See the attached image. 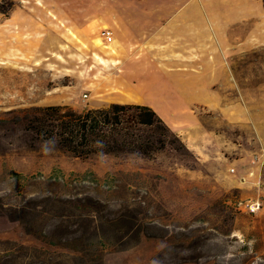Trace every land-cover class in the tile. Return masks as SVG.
<instances>
[{"label":"rangeland","instance_id":"1","mask_svg":"<svg viewBox=\"0 0 264 264\" xmlns=\"http://www.w3.org/2000/svg\"><path fill=\"white\" fill-rule=\"evenodd\" d=\"M64 4L73 10V0H0V264H264V102L240 100L228 117L199 112L200 153L180 135L198 160L190 167L166 156L81 159L24 129L32 108L110 105L77 93ZM257 29L256 54L234 59L250 96L264 84V17Z\"/></svg>","mask_w":264,"mask_h":264},{"label":"crops","instance_id":"2","mask_svg":"<svg viewBox=\"0 0 264 264\" xmlns=\"http://www.w3.org/2000/svg\"><path fill=\"white\" fill-rule=\"evenodd\" d=\"M258 2L73 0L72 11L64 4L61 27L73 41L77 93L87 90L88 98L108 104L149 106L199 154L195 135L205 137L199 112L228 117L240 100L248 107L264 102L258 98L264 84L250 96L234 67L235 57L259 48L264 6L261 0V12ZM105 30L113 32L111 43ZM256 116L250 109L249 117ZM258 128L264 133V125ZM261 142L264 148V137ZM261 169L250 168L238 187Z\"/></svg>","mask_w":264,"mask_h":264},{"label":"trees","instance_id":"3","mask_svg":"<svg viewBox=\"0 0 264 264\" xmlns=\"http://www.w3.org/2000/svg\"><path fill=\"white\" fill-rule=\"evenodd\" d=\"M264 6V0H262ZM24 129L81 159L99 155L156 159L173 157L190 167L196 155L149 106L110 104L78 113L67 106L30 109Z\"/></svg>","mask_w":264,"mask_h":264},{"label":"built area","instance_id":"4","mask_svg":"<svg viewBox=\"0 0 264 264\" xmlns=\"http://www.w3.org/2000/svg\"><path fill=\"white\" fill-rule=\"evenodd\" d=\"M104 37H105V40L107 43H111L113 41V32L111 30H105L104 31ZM262 165H264V161H263ZM231 171L234 172L235 170L232 169ZM240 205H242V203ZM244 208H245L246 212L253 214V213H256L257 211L260 210L261 204L258 201L257 202H250V203H246L244 205Z\"/></svg>","mask_w":264,"mask_h":264}]
</instances>
